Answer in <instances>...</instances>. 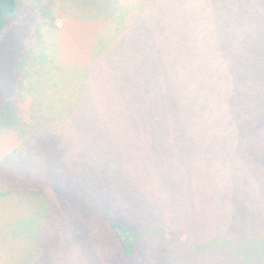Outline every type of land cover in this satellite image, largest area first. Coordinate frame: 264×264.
<instances>
[{
  "label": "rangeland",
  "instance_id": "obj_1",
  "mask_svg": "<svg viewBox=\"0 0 264 264\" xmlns=\"http://www.w3.org/2000/svg\"><path fill=\"white\" fill-rule=\"evenodd\" d=\"M18 1L20 15L26 14L23 18L27 21L31 18L27 14H35L34 22H25L24 31L21 28L26 36L22 44L20 38L18 45L10 40L2 43L0 63L7 66L15 55H22L25 73L30 76L27 98L23 96L25 113L31 106L39 118L62 122L67 111L90 94L85 118L96 116L91 110L109 106L105 102L115 92L112 82L119 84L116 93L127 96L126 106L130 107L131 98L146 104L145 108L154 105L160 100L162 88L175 86L191 93V111L172 114V109H157L166 114L163 125L183 123L180 128L174 125L171 129L160 126L150 130L148 136L158 138L159 143L148 149L144 146L137 177L122 178L118 185L124 190L132 187L138 203L155 209L156 221L199 232L209 223L218 225L214 213L227 194L235 199L242 224L253 235L262 233L264 237V0H253V20L245 18L243 22L234 12L221 18L213 15L215 8H230L224 5L228 1ZM111 1L122 7L120 12L118 8L113 11ZM147 4L150 14L145 16ZM233 4L240 6L237 1ZM174 9L180 14L199 12L203 30L200 46L194 42L198 33L184 20L171 23ZM138 10H142L141 15L132 22L129 14ZM11 37H19L18 30ZM218 95L220 100L242 104L237 112L224 113ZM137 111H131V120ZM71 121L62 123L71 157L93 161L90 155L105 146H100L102 138L89 129L80 134L81 130L70 126ZM175 131L201 141L195 145L188 140L178 142ZM147 132H141L144 138ZM18 142L12 132L0 134V158ZM128 144L136 146L134 141ZM249 155L253 162L247 160ZM226 167L241 168L253 176V193L249 194L253 196L247 195L245 188L236 187L240 184L238 176L230 175ZM107 169L111 171V167ZM6 215V210L0 212V218ZM29 234L33 236L34 229ZM17 255V250L8 256L0 253V260H23ZM192 258L200 257L194 254ZM45 259L42 264H53ZM78 260L86 262L82 256ZM225 260L211 254L200 263L244 264L237 258Z\"/></svg>",
  "mask_w": 264,
  "mask_h": 264
},
{
  "label": "trees",
  "instance_id": "obj_2",
  "mask_svg": "<svg viewBox=\"0 0 264 264\" xmlns=\"http://www.w3.org/2000/svg\"><path fill=\"white\" fill-rule=\"evenodd\" d=\"M214 1H228L224 5L230 7L223 11L215 8V17L229 16L234 12L236 19L242 22L245 18L253 20V0ZM233 1L240 6L235 7ZM111 2L113 11L118 8L117 12H120L122 7ZM148 7L147 4L145 16L150 14ZM19 10L18 0H0V51L4 41L18 45L20 38L19 44H22L26 36L21 28L24 31L27 21L33 24L35 14H27L31 18L25 21L26 14L21 16ZM141 12L132 11L130 20L140 16ZM200 17L197 10L180 14L174 9L169 19L172 24L184 20L198 33L194 42L200 46L203 42ZM15 30H18L19 37L12 39L11 33ZM14 57L10 65L1 66L0 63V134L12 132L19 140L15 148L0 158V212H7L6 218H0V253L8 256L17 250L19 255L16 258L23 260L11 263L2 259L0 264H42L45 258L53 264H201L202 259L211 254L223 256L224 261L237 258L244 264L264 263L263 234L253 235L242 224L233 197L226 194L221 203H217L219 210H215L214 215L218 225L209 223L205 231L199 232L156 221L154 208L142 205V201V204L138 203L132 187L124 190L117 183L122 178L137 177L142 167L144 146L148 149L159 143L158 138L148 136L149 131L160 126L171 129L175 125L173 122L171 127L163 125L166 114L157 109H172V114L182 113L184 109L191 111V93L175 86L162 88L160 100L154 105L145 108L146 104L140 105L131 98L130 107L126 106L128 97L116 93L120 91L119 84L112 82L115 92L105 102L109 106L91 110L96 116L85 118V102L90 95L85 94L73 110L67 111L62 122L42 119L31 106L28 113L23 110L26 103L23 96L29 91L30 76L25 73L22 55ZM148 60L155 61L153 58ZM226 96L224 93L223 98ZM241 104L220 100L224 113L237 112ZM135 108L138 111L131 120L130 113ZM65 120H72L70 126L81 130L80 134L89 129L102 139L107 137V140L100 139V146L105 145L100 151L91 155L85 152L93 161L71 157L68 142L64 139L68 136L62 126ZM181 123L175 125L176 128H180ZM129 124L133 125L128 128ZM141 132H147L145 138ZM175 133L179 135L178 142L188 140L189 144L195 145L201 141L179 131ZM129 141H134L136 146H127ZM247 160L253 162V156L249 155ZM107 167H111V171ZM224 169L230 175L238 176L240 184L237 188H245L247 195L253 193L250 173L241 168ZM33 229L34 235L31 236L29 232ZM23 248L24 251L20 252ZM194 254L200 258L193 259ZM81 256L86 262L78 260Z\"/></svg>",
  "mask_w": 264,
  "mask_h": 264
}]
</instances>
